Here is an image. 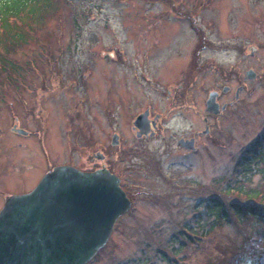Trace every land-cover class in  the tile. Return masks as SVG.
<instances>
[{"label":"rangeland","instance_id":"obj_1","mask_svg":"<svg viewBox=\"0 0 264 264\" xmlns=\"http://www.w3.org/2000/svg\"><path fill=\"white\" fill-rule=\"evenodd\" d=\"M33 30L6 59L19 67L20 82L0 87V206L10 191L36 185L50 163L88 167L83 154L99 150L97 139L105 160H114L115 131L116 172L132 206L91 264L261 260L264 244L246 228L254 224H238L227 208L252 202L221 186L264 130V0H61ZM213 91L227 104L218 114L205 108ZM146 108L161 115L163 132L138 142L132 122ZM44 126L46 156L38 141ZM190 138L194 153L178 144ZM211 197L229 219L209 231L213 219L202 210ZM182 232L195 236L175 246L169 236Z\"/></svg>","mask_w":264,"mask_h":264},{"label":"water","instance_id":"obj_2","mask_svg":"<svg viewBox=\"0 0 264 264\" xmlns=\"http://www.w3.org/2000/svg\"><path fill=\"white\" fill-rule=\"evenodd\" d=\"M246 75L255 76L251 70ZM216 96L211 92L205 101L206 110L215 114ZM143 118L139 115L134 126ZM129 206L118 179L107 171L56 167L29 193L5 198L0 209V264H86L106 244L115 221Z\"/></svg>","mask_w":264,"mask_h":264},{"label":"trees","instance_id":"obj_3","mask_svg":"<svg viewBox=\"0 0 264 264\" xmlns=\"http://www.w3.org/2000/svg\"><path fill=\"white\" fill-rule=\"evenodd\" d=\"M59 2L61 0H0V87H16L18 81L20 82L19 67H16V64L12 63L13 61L10 63L6 59H10V54H13L17 47L26 46L31 42L33 28L38 23H42L49 12L55 11ZM254 177H259V180L264 181V130L241 152L236 160L231 178L229 176L227 182L224 181V177L220 178L222 183L226 182L221 186L225 193L238 194L248 202H252L249 204H228L227 208L233 220H236L235 222L238 224L244 220L248 225L253 223L254 226H246V228H254L256 230L253 234L254 237L258 236L261 243L264 244V208L260 209L259 205L256 207L253 203L259 201L264 205V192H262L260 184L254 182ZM202 211L206 218L213 219L208 226L209 231L213 226H218L219 221L228 223L229 218L225 215L224 205L213 197L207 199ZM203 213L199 214L200 221H202ZM186 228V230L192 231L195 229L192 224L187 225ZM200 231L201 233L205 232V230ZM182 233L184 236L182 234L180 236L177 234L176 237L169 236L176 244L175 246L183 245L186 240L195 236V234ZM256 240L253 244H257ZM237 251L233 252L235 259L241 256L242 252L238 253ZM261 255V260L247 264H264V251ZM251 257L255 258L252 255ZM170 261L173 259L170 258ZM245 262L239 257L233 264H246Z\"/></svg>","mask_w":264,"mask_h":264},{"label":"flooded vegetation","instance_id":"obj_4","mask_svg":"<svg viewBox=\"0 0 264 264\" xmlns=\"http://www.w3.org/2000/svg\"><path fill=\"white\" fill-rule=\"evenodd\" d=\"M233 99H234V94H233ZM219 100H220V97L217 96V101L219 102ZM146 110H147L146 117L144 118L140 127L139 128H136V127L134 128L133 126L131 127V131L134 133V138L138 142L156 139L158 137V134L160 132L161 133L163 132V130H161V125H162L161 115H159V114H153L152 115V113L150 112V110H151L150 108H146ZM83 128H84V124L80 123L79 129L81 131H84ZM14 130L17 131L19 134H22V135L26 133V132H23L22 130H18V129H14ZM43 130L45 133H42L41 136L39 135L40 140H38V141L41 145V150H42L43 154L46 156L51 152H50L49 148L47 147V144H48L47 143V140H48L47 132H48V130L45 126L43 127ZM92 133H93V131H92ZM113 136H116L118 138L115 141V144L112 143ZM120 137L121 136L118 133H116L115 131H113L112 134L110 135V145L116 149V151L114 152L115 153V159L114 160H110V161L105 160V155L101 154L103 152V147L105 148V146H103L102 143L100 144L101 141L97 139L96 145L98 146L97 148L99 150L94 151V152L93 151H85L83 154L84 161H85V163L88 164V167L80 168V167L76 166L75 164L70 163L69 161H64V163L58 164V165L50 163L45 173L51 171L53 168H55L57 166H62V165L72 166V167H75L76 169H78L80 171H84V172H93V171H97L100 169H105L108 172H110L111 174L116 175L119 178L121 188L128 194V190L126 188H124V185H123L125 180H122L121 176L116 172V164L118 162L116 154L118 153L117 150L119 149L118 145H119V138ZM65 138H66V136H65ZM48 142H49V140H48ZM92 142H93V144H95L94 141H92ZM104 144L106 145L107 143L104 142ZM75 145H76V147H78L79 143H78V145L75 143ZM79 148L80 147H78V149ZM47 150H49V151H47ZM98 152L101 155H97ZM187 153H189V152H187ZM53 154L56 155V153H53ZM57 154H58V152H57ZM34 186H32L30 189L25 190V191H10L3 198L5 199L9 195L27 193ZM2 205H3V203H2ZM2 205L0 206V209H1Z\"/></svg>","mask_w":264,"mask_h":264}]
</instances>
